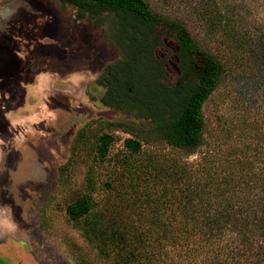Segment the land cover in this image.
Segmentation results:
<instances>
[{
  "label": "rangeland",
  "instance_id": "1",
  "mask_svg": "<svg viewBox=\"0 0 264 264\" xmlns=\"http://www.w3.org/2000/svg\"><path fill=\"white\" fill-rule=\"evenodd\" d=\"M160 1L172 15L197 16L189 0ZM231 2L235 17L250 21L249 29L264 30V0ZM103 7L86 11L72 0H0V264H109L70 219L67 205L81 192L94 165L96 138L103 133L115 138L108 157L95 164L100 187L95 195L103 202L110 195L117 199L118 188L129 185L115 170L127 152L125 140L132 136L126 129L143 127L141 120L161 114L147 107V96H140L147 84L144 63L155 71L153 46L121 12ZM194 22L202 41L204 30L197 17ZM219 40L218 35L212 38L209 48L225 57ZM259 45L256 52L263 60L247 50L244 62L237 60L246 67L231 65L233 71L206 101L204 143L185 153L183 161L202 165L206 155L217 154L218 164L227 160L221 150L245 149L261 157L257 165H264V38ZM173 51L174 43L167 42L158 56L170 58ZM83 129L89 131L81 143ZM141 137L143 150L177 155L171 146ZM134 161L152 163L146 154ZM118 178L124 186H116ZM260 181L264 184V174ZM109 182L116 183L115 194L105 186ZM150 186L139 187L136 195L154 194L155 186ZM122 205L125 220L135 221L136 210ZM173 246L163 250L172 264L185 251Z\"/></svg>",
  "mask_w": 264,
  "mask_h": 264
},
{
  "label": "trees",
  "instance_id": "2",
  "mask_svg": "<svg viewBox=\"0 0 264 264\" xmlns=\"http://www.w3.org/2000/svg\"><path fill=\"white\" fill-rule=\"evenodd\" d=\"M72 1L86 11L115 8L144 32V42L153 46L155 71L150 62L144 63L141 71L147 84L140 89V96H147V107L161 115L141 120L143 127L126 129L132 136L126 138L127 152L115 170L123 174L126 183L125 177L129 179V185L118 188L115 196L119 199L110 195L103 202L95 195L100 188L99 165L95 164L108 157L115 138L112 133L97 136L94 165L87 171L81 192L67 205L70 219L79 224L83 236L109 264H172L163 258V250L170 244L173 249H185L182 260L174 264H264V184L260 181L264 165H257L261 157L248 155L245 149H224L221 152L227 160L218 164L217 154L206 155V165L182 160L185 153L192 154L203 145L207 126L204 105L233 67L243 65L237 62L238 57L250 50L248 54L263 60L256 51L264 30L254 33L250 21L238 13L235 17L231 0H189L204 30L202 41L195 33L196 17L172 15L160 0ZM217 35L225 57L209 48ZM167 42L174 43L175 51L170 58L161 59L158 50ZM86 131L79 134L81 143ZM141 136L147 143L171 146L177 155L143 150ZM141 154L148 155L151 165H136L134 159ZM118 179L116 186H124ZM112 183L105 186L113 190L116 183ZM151 184L155 186L153 196L149 192L145 197L136 195L139 187ZM121 202L136 210L135 221L125 220ZM151 208L156 214H147ZM199 250L204 257H199ZM79 264L86 263L82 260Z\"/></svg>",
  "mask_w": 264,
  "mask_h": 264
}]
</instances>
